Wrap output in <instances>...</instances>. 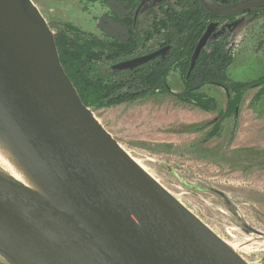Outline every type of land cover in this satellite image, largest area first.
<instances>
[{"label": "water", "instance_id": "1", "mask_svg": "<svg viewBox=\"0 0 264 264\" xmlns=\"http://www.w3.org/2000/svg\"><path fill=\"white\" fill-rule=\"evenodd\" d=\"M200 2L224 18L264 7ZM0 132L47 195L0 175V256L9 264H245L95 119L31 0H0Z\"/></svg>", "mask_w": 264, "mask_h": 264}, {"label": "rangeland", "instance_id": "2", "mask_svg": "<svg viewBox=\"0 0 264 264\" xmlns=\"http://www.w3.org/2000/svg\"><path fill=\"white\" fill-rule=\"evenodd\" d=\"M31 1L54 34L69 25L101 39L125 34L113 1ZM222 29L237 44L229 80H264V15L226 22ZM167 85L170 94L90 110L129 157L237 257L264 264V86L236 95L206 85L199 93L216 103L207 112L175 96L185 88L180 69L170 71ZM0 175L13 180L2 169ZM0 264L9 263L0 256Z\"/></svg>", "mask_w": 264, "mask_h": 264}, {"label": "trees", "instance_id": "3", "mask_svg": "<svg viewBox=\"0 0 264 264\" xmlns=\"http://www.w3.org/2000/svg\"><path fill=\"white\" fill-rule=\"evenodd\" d=\"M110 1L119 5L120 11L126 6L123 0ZM136 3L133 2V10ZM172 5L169 2L154 5L146 12L147 16L137 22L133 15L120 19L125 29L123 38L101 39L71 25L54 34L61 64L86 107L117 105L151 95L170 94L167 76L174 69L181 70L185 86L175 96L207 112L215 111L216 103L199 93L206 85L221 86L236 95L245 93L251 86H264V80L253 84L229 80L227 72L234 61L237 44L234 35L221 31L210 38L191 69L196 46L214 17L197 0H193L191 6L182 4L181 9H174ZM156 7L164 14H172L169 17L158 15ZM247 15L253 19L264 15V7L253 9ZM157 45H171L172 50L138 69H112L141 50L148 52L150 47Z\"/></svg>", "mask_w": 264, "mask_h": 264}, {"label": "flooded vegetation", "instance_id": "4", "mask_svg": "<svg viewBox=\"0 0 264 264\" xmlns=\"http://www.w3.org/2000/svg\"><path fill=\"white\" fill-rule=\"evenodd\" d=\"M123 1L126 3V6H125L124 10L122 9L123 16L120 19H123L125 16L128 17V18H131V15H133L134 22H137L138 20H142L143 18H145L147 16L146 12L149 11V10H151L152 9V6H154V5L161 4V3L164 4V3L169 2V3H172L173 4L172 6L174 7V9H181L179 6H183L184 4H187V5H190L191 6L193 0H123ZM197 1H199L200 5L204 8V6L200 2V0H197ZM214 1H216L217 3H221L222 2V0H214ZM240 1H243V0H228V3L227 4H234V3H237V2H240ZM133 2H137L136 3L137 4V7L134 10H133ZM130 3L132 4V6H130ZM204 10L206 12H208L210 15H212L205 8H204ZM155 11H156V13L158 15L166 16V17H169V15L172 14V12H168L166 14L162 13L160 7L159 8L156 7L155 8ZM248 13H250V12H248ZM247 14H245V15H239V16H235V17H226V18H224V17H216V16L212 15L214 17V19L208 24L207 29L210 26H216L213 35L215 34V32H218V31L223 32L222 25H224L226 22L227 23H231L233 21H236V19L239 20L240 18H245V17H248V18L251 19L252 17L251 16H248ZM150 16L152 18L153 17V14H150ZM229 18H234V19L233 20H231V19L229 20ZM206 30H205V32H206ZM163 43H164V41H163ZM167 48H169V49L166 50ZM164 49L166 50L164 53H162L161 55L155 57L154 59L150 60L149 62L143 63V64H139V65H137L135 67L127 68V69H124V70H129V69L134 70V69H138L139 67H141L143 65H147L148 63L153 62V61L157 60L160 57L166 56L172 50V46L171 45H163V46L157 45L155 47H150V49L148 50V52H143L141 50V52L138 55L133 56L131 58H128V59L122 61L121 63L114 65L112 67V69L117 70V69H115V67L118 66V65H120V64H123V63H126V62H130V61H133V60H136V59H140V58H143V57H146V56H150V55H152V54H154V53H156L158 51L164 50ZM199 57H198V59H199ZM198 59H197V61H198ZM124 70H119V71H124Z\"/></svg>", "mask_w": 264, "mask_h": 264}, {"label": "bare ground", "instance_id": "5", "mask_svg": "<svg viewBox=\"0 0 264 264\" xmlns=\"http://www.w3.org/2000/svg\"><path fill=\"white\" fill-rule=\"evenodd\" d=\"M137 165L141 167L139 164ZM0 169L8 172L15 182L17 183L22 182L29 190L47 198L45 192L42 190V188L37 183L35 178L31 175V173L21 162V160L19 159V157L17 156V154L15 153L9 142L6 140V138L1 134V132H0ZM223 244L232 251V248L229 244L225 242H223Z\"/></svg>", "mask_w": 264, "mask_h": 264}]
</instances>
